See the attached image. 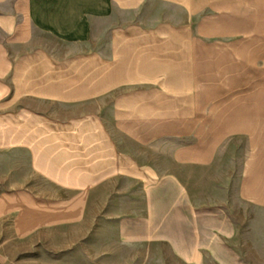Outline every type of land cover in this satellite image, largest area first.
Masks as SVG:
<instances>
[{
  "label": "crops",
  "instance_id": "obj_1",
  "mask_svg": "<svg viewBox=\"0 0 264 264\" xmlns=\"http://www.w3.org/2000/svg\"><path fill=\"white\" fill-rule=\"evenodd\" d=\"M254 1L262 12L264 0ZM246 10V0H0V153L13 149L17 187L37 195L36 180L70 188L73 178H103L72 176L65 168L72 154L116 163L115 171L134 163L112 133L160 114L155 101L167 98L168 83L181 82L179 59L198 51L200 15ZM183 74L192 89V73ZM195 147L177 151L174 212L159 214L174 221L175 264H264V143L243 162L235 195L230 171ZM157 170L145 171L152 179ZM142 222L149 247L167 242L152 234L150 219ZM141 260L166 264L167 256L145 251Z\"/></svg>",
  "mask_w": 264,
  "mask_h": 264
},
{
  "label": "rangeland",
  "instance_id": "obj_2",
  "mask_svg": "<svg viewBox=\"0 0 264 264\" xmlns=\"http://www.w3.org/2000/svg\"><path fill=\"white\" fill-rule=\"evenodd\" d=\"M246 1V12L200 15L198 51L179 59L183 66L174 71L181 82L168 83L167 98L155 101L160 114L136 119L134 131L112 133L123 150L134 152V163L115 171L116 163L96 164L94 157L82 163V156L72 154L65 165L72 176L85 170L103 178H73L70 188L36 180L33 191L43 193L36 195L17 187L13 149L0 153L3 263L142 264V253L155 251L166 253V264H175L174 221L160 220L159 214L174 212L177 151L196 146L200 155H214L216 166L230 171L235 195L243 162L264 143V3L258 13L255 1ZM167 71L172 80L173 68ZM186 72L196 80L192 89ZM146 157L161 162L148 164ZM151 167L160 172L152 179L145 171ZM199 172L205 181L206 165ZM143 219H150L152 234L163 233L167 242L149 247L142 238Z\"/></svg>",
  "mask_w": 264,
  "mask_h": 264
}]
</instances>
